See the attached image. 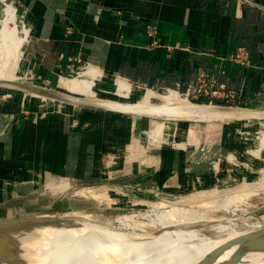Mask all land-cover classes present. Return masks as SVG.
<instances>
[{
  "label": "crops",
  "instance_id": "crops-1",
  "mask_svg": "<svg viewBox=\"0 0 264 264\" xmlns=\"http://www.w3.org/2000/svg\"><path fill=\"white\" fill-rule=\"evenodd\" d=\"M6 5L14 10L18 31L25 39L16 66L21 79L29 84L26 88L36 89L37 94H32L33 99L29 95L20 99L18 111L10 113L0 127L4 132L0 135V156L6 160H11L6 143H11L13 134L23 135L25 128L78 133L71 145L90 158L97 154V148L130 146L140 132L162 123L174 131L196 132V144L189 152L170 151L169 158H177V162L167 167L164 182L160 181L166 195L187 196L217 180L222 184L228 173L223 174L217 165L224 155L243 156L248 147L244 139L257 146L256 133H264V117L164 119L107 110L89 102L102 98L125 105L136 103L138 93L127 95L119 89L122 82L149 92L150 102L158 105L166 90L193 82L203 71L223 84L232 98L200 96L194 104L264 113V0H0V22L8 20L9 25ZM239 48L248 53L247 68L229 59ZM78 71L82 76L76 79L94 84L91 91L70 93L60 86V79ZM48 92L61 98L51 101ZM41 98L61 104L58 123L46 115L33 124L37 108L48 104ZM65 101L69 103L63 104ZM84 148L89 150L82 151ZM23 162L20 171L13 169V161L6 162L0 171L10 175V180L13 175L21 176L18 185L28 186L34 171L48 170L38 167L30 171ZM213 163L217 173L211 169Z\"/></svg>",
  "mask_w": 264,
  "mask_h": 264
},
{
  "label": "rangeland",
  "instance_id": "rangeland-1",
  "mask_svg": "<svg viewBox=\"0 0 264 264\" xmlns=\"http://www.w3.org/2000/svg\"><path fill=\"white\" fill-rule=\"evenodd\" d=\"M6 11L12 23L8 25V20H3L0 22V26L19 33L20 25L15 23L14 10L6 5ZM21 19L20 17L18 21ZM10 45L8 38L0 35V84L12 81L11 85L15 87L8 88L0 85V127L5 120L9 119L10 113L18 111L20 99L22 101L26 95H29V99H33L36 97H33L32 94L37 95L35 94L36 89L26 88L29 84L21 79L20 69L16 66L20 57V49L15 45H11V47ZM13 46L14 48H12ZM73 80L75 79L64 78L65 82H59V84L64 90L69 91ZM118 86L119 89L125 90L130 85L120 82ZM53 90L56 89L48 91L53 92ZM56 96L61 98L58 94ZM141 97L145 96L138 94L137 102L134 104L156 105L150 102V97H145V99ZM53 98L49 97L51 101ZM65 98L67 97L63 99ZM41 99L44 103H48L45 98ZM65 103L69 102H63V104ZM59 105L61 104L58 102L42 104V107L40 106L36 110L33 124L37 119H43L46 115L50 118L54 117L53 122L58 123L57 119L59 120V116L62 114L61 108H58ZM182 119L189 121L211 120ZM158 128H160V132L155 131ZM35 130L34 128L27 130L25 128L23 135L13 134L14 138L11 143H6L10 146L11 160L0 156L2 158H0V168L4 167L6 162L13 161V169L20 171L23 161H25L30 171L38 167L48 169L40 172L34 171L32 182L28 186L18 185L22 181L21 176L13 175L10 180V175L7 176L6 172L0 171V217L22 222V225L18 227L1 228L0 238L5 240L9 248L12 247L11 252H15L20 261L22 260L20 259L21 240L40 227H74L80 223H89L128 235H153L159 231L157 218H155L156 211L158 214L160 211H166L169 209V205H174L172 202L176 198L185 197L166 195L164 190L160 189L163 187L160 181L164 182L167 167L172 162H177V158L175 160L169 158L170 151L177 154V152L186 153L193 149L192 144H196L197 140L195 131H174L170 129V126L166 127L165 124L159 123L151 131L140 132L130 146L122 147L118 144L119 146H111L109 149L97 148V154L86 158L83 156L84 152L79 153L71 145L79 135L78 133L76 135L75 132L63 129L60 131ZM163 130L165 131L163 132ZM256 134L258 137L257 146L256 143L253 146V141L244 139L248 143V147L243 156L226 153L222 162L217 165V169L220 170L221 167L223 174H229L223 176L222 184H219L220 180H217L210 187L200 190L206 193V197L212 191L220 193L218 198L210 196L211 198L208 200L204 199L208 204L192 207L197 216H204L212 221L201 220L198 223L185 226V230H194L201 237L218 239L234 231L245 232L256 229L257 226H264V211H259L264 205V133L257 132ZM0 135H4L1 130ZM23 136L27 137L26 141ZM250 136L253 134L251 133ZM26 149L28 152L24 151ZM2 150L0 148L1 154ZM86 150L89 149H82V151ZM70 157L74 158H72L73 162ZM85 159L91 163H86ZM29 161L33 164L31 165ZM214 162L216 163V160ZM215 163L212 164L213 168L211 169L217 173L214 169ZM36 177L38 178L36 179ZM244 186L245 188H243ZM251 188L253 194L248 193L249 196L246 194L245 197L241 196L235 201L231 199L234 197L232 195L235 191L251 192ZM256 190L258 191L256 192ZM245 191L244 193H246ZM193 192L195 194L199 191ZM227 199H230V202ZM221 201L224 206L226 204L225 207ZM160 202L163 203L162 206L159 205ZM182 207L188 208L187 205H182ZM197 212L199 213L197 214ZM151 220L152 223L149 224ZM32 221H38V223H32ZM138 227L142 229L139 230ZM87 237L88 235L84 232H66L51 236L50 239L81 241ZM189 242L200 244L203 240L195 241L192 237ZM188 244L194 245L193 243ZM22 263L25 264L23 261Z\"/></svg>",
  "mask_w": 264,
  "mask_h": 264
},
{
  "label": "bare ground",
  "instance_id": "bare-ground-1",
  "mask_svg": "<svg viewBox=\"0 0 264 264\" xmlns=\"http://www.w3.org/2000/svg\"><path fill=\"white\" fill-rule=\"evenodd\" d=\"M0 35L7 37L10 44L15 45L20 50L21 47L25 44L24 37L15 30L0 26ZM12 48H14V46ZM59 82L63 83L65 81L64 79H60ZM1 84L8 88L13 87L11 85L12 81ZM69 87H70L69 90L70 93L87 92L92 90L94 84L90 81L88 82L85 80L75 79L71 82V85ZM134 87L129 86L124 91L126 92L127 95H133L135 93H138L145 97L149 95L148 94L149 92L147 93L144 90H137ZM47 94H49V96L51 97H57L54 93L48 92ZM160 97L162 103L158 105H141V104L125 105L115 102L102 101V98L101 101L92 100L89 102L95 106L103 107L107 110L108 109L110 110L115 109L116 111L122 110L126 112L136 113L137 115H142V116L143 115L152 116V117L163 116L165 119L191 118L196 120H204V119L239 120L244 118L260 119V117H264V113L249 111L246 109L193 104L188 100L178 98L174 93ZM159 130L160 128L156 129L155 131L160 132L161 130L160 131ZM164 131L165 130H163V132ZM243 188H245V186ZM242 190L240 191L238 190L236 192L234 189L235 192L232 191L234 192V195H232L234 197H232L231 199L235 201V199H239L241 196L245 197L246 194L252 193V188H251V192L249 191L246 192L244 190L246 192L244 193V191ZM258 190H256V192ZM219 194H220L219 191H212L209 193L208 195L209 197L208 196L206 197V193L200 191L185 197L176 198L175 201L172 202L174 205L171 206L169 205L168 210L162 212L160 211L159 214L158 211H156L157 210L156 209L155 211L157 212V216L155 218H157L159 231H157L153 235H148V236L123 234L122 232L121 233L115 232L106 227L98 226L95 224H89V223H80L77 224L78 226L76 225L74 227L70 226V227H59V228L53 226H43L38 228L33 233H30L26 238H23V240H21L20 242V246L22 248V253L20 255V259H22L21 261L18 259L15 252H11L12 251L11 246L9 248V246L6 244L5 241H0V264H23L22 261L25 264H198L216 247L228 241L241 237L245 234L264 229V226L262 227L257 226L256 229H253L251 231H245V232L234 231L229 233L227 236L218 239L201 237L194 230H189V231L185 230L184 229L185 226L198 223L201 220L208 222L212 221L207 217L197 216L194 213L196 211L192 210V207L193 206L198 207V205L208 204L207 201H205L204 199L207 198L208 200V198L211 197L218 198ZM229 200L227 199V201ZM222 203L223 202L221 201V204ZM162 204L160 202L159 205L162 206ZM182 205H187L188 208L182 207ZM198 213L199 212H197V214ZM0 219H3V217H0ZM151 223L152 220L149 224ZM138 229L140 230L142 228L138 227ZM66 232H84L86 235H88V237L85 240H81V241L50 239L51 236L59 235L61 233H66ZM191 236L194 237L195 241L203 240V242H201L200 244L189 242L190 239L192 238ZM188 243H193L194 245ZM8 248L10 249V251ZM234 249L235 248L233 247L227 252H224V254H222L219 257L216 264L224 263L226 257H228ZM239 264H264V250L262 249L260 251H253V253L250 256L245 257Z\"/></svg>",
  "mask_w": 264,
  "mask_h": 264
},
{
  "label": "built area",
  "instance_id": "built-area-1",
  "mask_svg": "<svg viewBox=\"0 0 264 264\" xmlns=\"http://www.w3.org/2000/svg\"><path fill=\"white\" fill-rule=\"evenodd\" d=\"M230 61L238 64L241 67L247 68L250 66V60L248 53L243 48L237 49L236 53L230 56ZM82 76V72L78 71L75 73H70L67 77L68 79H76ZM32 80V77L30 78ZM37 87L36 84H31ZM174 93L180 98L192 101H196L200 96H208L215 98H222L229 100L232 95L225 91V86L223 84H218L215 79L209 77L203 71L197 73L196 79L193 82L187 84H178L174 90H166V94ZM211 105V103H209Z\"/></svg>",
  "mask_w": 264,
  "mask_h": 264
},
{
  "label": "water",
  "instance_id": "water-1",
  "mask_svg": "<svg viewBox=\"0 0 264 264\" xmlns=\"http://www.w3.org/2000/svg\"><path fill=\"white\" fill-rule=\"evenodd\" d=\"M259 211H264V205ZM34 222L38 223V221H32V223ZM21 225L22 222L16 219H0V229ZM0 241L5 240L0 238ZM233 247L235 249L226 257L222 264H239L245 257L250 256L253 251L264 250V229L245 234L216 247L198 264H216L219 257Z\"/></svg>",
  "mask_w": 264,
  "mask_h": 264
}]
</instances>
